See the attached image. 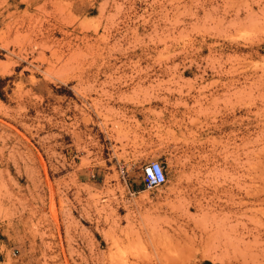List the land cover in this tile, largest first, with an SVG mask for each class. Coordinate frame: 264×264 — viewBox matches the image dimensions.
<instances>
[{
  "label": "rangeland",
  "instance_id": "rangeland-1",
  "mask_svg": "<svg viewBox=\"0 0 264 264\" xmlns=\"http://www.w3.org/2000/svg\"><path fill=\"white\" fill-rule=\"evenodd\" d=\"M0 264H264V0H0Z\"/></svg>",
  "mask_w": 264,
  "mask_h": 264
},
{
  "label": "built area",
  "instance_id": "built-area-1",
  "mask_svg": "<svg viewBox=\"0 0 264 264\" xmlns=\"http://www.w3.org/2000/svg\"><path fill=\"white\" fill-rule=\"evenodd\" d=\"M141 186L144 191L158 188L165 184V174L161 163L149 161L140 170Z\"/></svg>",
  "mask_w": 264,
  "mask_h": 264
},
{
  "label": "crops",
  "instance_id": "crops-1",
  "mask_svg": "<svg viewBox=\"0 0 264 264\" xmlns=\"http://www.w3.org/2000/svg\"><path fill=\"white\" fill-rule=\"evenodd\" d=\"M137 186L134 187V189H136Z\"/></svg>",
  "mask_w": 264,
  "mask_h": 264
},
{
  "label": "trees",
  "instance_id": "trees-1",
  "mask_svg": "<svg viewBox=\"0 0 264 264\" xmlns=\"http://www.w3.org/2000/svg\"><path fill=\"white\" fill-rule=\"evenodd\" d=\"M140 186H141V184H140ZM140 190V189H139Z\"/></svg>",
  "mask_w": 264,
  "mask_h": 264
}]
</instances>
